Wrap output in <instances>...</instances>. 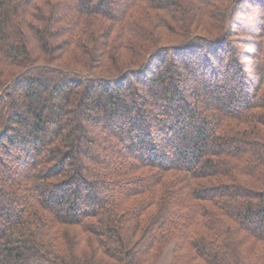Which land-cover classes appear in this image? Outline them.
Masks as SVG:
<instances>
[{
  "label": "trees",
  "instance_id": "obj_1",
  "mask_svg": "<svg viewBox=\"0 0 264 264\" xmlns=\"http://www.w3.org/2000/svg\"><path fill=\"white\" fill-rule=\"evenodd\" d=\"M264 264V0H0V264Z\"/></svg>",
  "mask_w": 264,
  "mask_h": 264
},
{
  "label": "rangeland",
  "instance_id": "obj_2",
  "mask_svg": "<svg viewBox=\"0 0 264 264\" xmlns=\"http://www.w3.org/2000/svg\"><path fill=\"white\" fill-rule=\"evenodd\" d=\"M165 260H162L161 262H159V264H164Z\"/></svg>",
  "mask_w": 264,
  "mask_h": 264
}]
</instances>
